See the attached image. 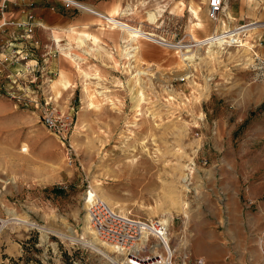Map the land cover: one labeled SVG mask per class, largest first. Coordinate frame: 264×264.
<instances>
[{"label":"rangeland","instance_id":"obj_1","mask_svg":"<svg viewBox=\"0 0 264 264\" xmlns=\"http://www.w3.org/2000/svg\"><path fill=\"white\" fill-rule=\"evenodd\" d=\"M180 1L184 25L162 36L197 40L215 27L206 0ZM227 1L241 6V19L262 11L258 0L250 16L244 0ZM165 3L177 12L178 0ZM157 9L146 10L149 22ZM73 44L79 72L63 50L41 57L50 45L27 55L37 61L35 86L16 72L5 77L16 67L0 64V264H111L87 225V184L117 210L164 218L172 243L203 264H263L254 238L264 225L262 63L242 48L173 50L143 37L133 57L122 45L87 54L80 39ZM40 93L70 118L64 140L38 117L30 98Z\"/></svg>","mask_w":264,"mask_h":264},{"label":"built area","instance_id":"obj_2","mask_svg":"<svg viewBox=\"0 0 264 264\" xmlns=\"http://www.w3.org/2000/svg\"><path fill=\"white\" fill-rule=\"evenodd\" d=\"M60 1L62 4L77 7L69 0ZM6 3L7 0H0V13L5 9ZM92 13L102 18L106 25L116 27L105 14L97 11ZM206 15L215 23V27L206 36H201L197 40L190 38L185 41L189 44L188 47H194L198 42L204 40L201 44L203 46L207 44L208 38H211L215 43H220L217 45L220 49L224 47H233L234 49L246 47L242 49L249 51L254 64L264 63V54L259 53V49L264 51V20H262V24L256 25L258 21L255 19L245 18L236 23H225L226 26L220 28L219 23L222 24L224 18L228 19L225 11V0H206ZM37 25L41 24L34 20L30 10H24L22 16L0 17V64L12 63L16 67L10 74L6 73L5 77L10 79V75L16 72V77H21L22 81H28L29 85L34 86L35 84H32L36 77L34 71L37 70L34 65L37 64V61L27 55L31 54L39 45L38 39L32 36L33 29ZM7 26L19 31L5 32ZM248 32H251V35L246 37ZM255 32L258 33L255 34ZM160 36L157 35V38L161 39L162 42L178 43L182 40L180 37L171 40L166 36ZM50 41V46L39 53L41 57L42 55H58L62 47L58 45L60 40L51 38ZM125 41L122 38V46ZM157 44L167 47L160 43ZM133 45L135 43L129 46V50L135 48ZM30 72L33 74H29ZM40 72L41 69L38 75L41 74ZM48 72L54 73L52 70H48ZM28 75L29 78L26 79ZM30 99L34 108L38 110V117L42 124L50 132L64 140L70 118L67 115L60 116L57 110V99L51 98L45 93L34 94ZM81 199L87 217V225L91 232L100 242L108 245L116 255L112 264H203L201 257H190L183 242L176 245L172 243L168 222L164 218H139L117 210L98 196L89 184L83 189ZM254 238L256 249L264 264V225L255 231ZM147 243L148 246H146Z\"/></svg>","mask_w":264,"mask_h":264},{"label":"crops","instance_id":"obj_3","mask_svg":"<svg viewBox=\"0 0 264 264\" xmlns=\"http://www.w3.org/2000/svg\"><path fill=\"white\" fill-rule=\"evenodd\" d=\"M73 1L89 5L92 9L108 15L110 18L117 16L132 25H138L143 30L152 31L157 35L164 34H160L158 32L167 31L170 24H173L177 27V30L180 31L181 26L185 23V19L182 18V15L184 14L182 12L183 9H181L182 6H180V4L182 5V1L180 0H178L177 12H173L172 14H170L171 12H169V10L166 11L164 9L166 6L165 0ZM167 1L168 0H166V2ZM244 1L246 2L247 15H254L252 11L255 8L254 5L256 0ZM258 3L262 11H259L257 16L255 15V21L262 24L264 17L261 15L264 16V1L258 0ZM125 4H128L129 10L122 14ZM225 5L227 7L226 12L228 15V19L224 18L226 24L236 23L241 20L243 16L242 9L239 4L233 5V1H227ZM154 6H159L161 10L159 15H157L156 20L154 22H149L146 19V10ZM77 7L62 4L60 0H7L6 7L0 13V17L22 16L24 10H30L33 13L34 20L41 24L34 27L32 32V36L38 39L40 43L38 50H42L43 45H50L51 38H58L60 40L58 45L62 47L64 46L61 48L65 50L75 47L73 43H75L76 39H80L83 45H86L89 48V52L87 54L94 49H98L101 54L114 53L116 46L119 45L121 47V40L124 38V32H122L121 29L114 26L109 27L103 22L102 18L96 14H93L91 11L81 9L79 6ZM191 7L193 6L189 5V8ZM202 20L203 19L196 21L195 25H202ZM257 33L258 32H255V34ZM206 35L207 34H205V36ZM94 40L97 41L96 44H94ZM83 52L85 53V51ZM259 53L263 55V49H259ZM58 61L59 60L57 59L56 64H58ZM261 65V67H264V63Z\"/></svg>","mask_w":264,"mask_h":264},{"label":"bare ground","instance_id":"obj_4","mask_svg":"<svg viewBox=\"0 0 264 264\" xmlns=\"http://www.w3.org/2000/svg\"><path fill=\"white\" fill-rule=\"evenodd\" d=\"M72 4H74V5H76V6H79L81 9H84V10H87V11H91V12H93V11H96V10H94V9H92V7H90L89 5H86V4H83V3H79V2H76V1H73V0H69ZM129 8V7H128ZM160 10L161 9H157V10H154L153 11V13L151 14V16L153 17V18H155L156 19V16L157 15H159V13H160ZM128 11V9H124L123 10V12H122V14H124L125 12H127ZM225 11H227V7H226V5H225ZM98 12V11H97ZM129 13V12H128ZM227 13V12H226ZM106 15V14H105ZM107 16V18L109 19V20H111V22L114 24V25H116V27L118 28V29H121L122 30V32H124V33H126L127 34V38H125V43L123 44V46H122V51L125 53V55H126V57H133V55H134V49H136V47H137V45L135 44V45H133L135 48L134 49H131V50H129V46L132 44V43H135L138 39H139V37H143V38H146V39H148V40H150V41H153V42H157V43H160L161 45H166L167 47H169V48H172L173 50H177V49H180V48H184V50H186V49H192V48H195V47H200V46H202L201 44H202V42L204 41H200V42H198V44H196L194 47H188V43H186V42H184L183 40H181V41H179L178 43H171L170 41L169 42H167V41H165V42H162L161 41V39H159V38H157V34L156 33H149V32H147V31H144V30H141V29H139L138 27V25H135V26H131V25H129V24H127V23H123V21H122V19L121 18H119V17H113V18H110V16H108V15H106ZM226 25H225V21H223L222 22V24L221 23H219V27L220 28H222V27H225ZM109 27H111V26H109ZM247 35H248V33L246 34V37H247ZM192 40H194V39H192ZM209 44V45H208ZM220 43L219 42H214V41H212L211 40V38H208V40H207V44H205V46H207L208 45V52H212L213 54H216V53H219L220 51L218 50V49H216L218 46L217 45H219ZM244 45L246 46V44L244 43ZM204 46V47H205ZM64 47V46H63ZM62 47V48H63ZM123 47H125L124 49H123ZM216 47V48H215ZM60 49L62 52H61V56L63 57V58H65V59H67L68 61H70V63L72 64V66L73 67H75L76 68V70L79 72L80 71V68H79V66H78V60H82V56L80 55V54H77V53H69L68 52V50H66L65 51V49ZM66 48V47H65ZM68 48V47H67ZM94 48V47H93ZM243 48V47H242ZM95 50V49H94ZM196 52L197 53H199V50L198 49H196ZM135 56V55H134ZM190 54L189 55H187L186 56V58H189V59H191L190 58ZM82 72V71H81ZM84 73H82V75H83ZM86 76V75H85ZM99 78V77H98ZM143 93H142V91L141 92H139V97H141V98H143L144 96L142 95ZM143 96V97H142ZM145 98V97H144ZM22 150H26V147H23V149ZM98 195V194H97ZM24 222V221H23ZM26 223V222H25ZM27 223H29V222H27ZM31 225V224H30ZM38 228H39V226H38ZM40 228H42V227H40ZM72 235V234H71ZM63 237V236H62ZM106 247H108L109 249H110V253H108L107 254V257L105 258L108 262H110L111 264L113 263V259H115L114 257H116V255H114V254H111L113 251L111 250V248L108 246V245H106ZM105 254V253H104ZM111 254V255H110ZM103 257V256H102ZM112 260V261H111Z\"/></svg>","mask_w":264,"mask_h":264},{"label":"trees","instance_id":"obj_5","mask_svg":"<svg viewBox=\"0 0 264 264\" xmlns=\"http://www.w3.org/2000/svg\"><path fill=\"white\" fill-rule=\"evenodd\" d=\"M52 189H53V191H60V188H58V187H53Z\"/></svg>","mask_w":264,"mask_h":264}]
</instances>
